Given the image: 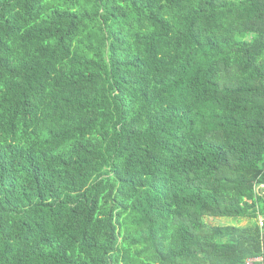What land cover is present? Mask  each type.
Here are the masks:
<instances>
[{
    "label": "trees",
    "instance_id": "1",
    "mask_svg": "<svg viewBox=\"0 0 264 264\" xmlns=\"http://www.w3.org/2000/svg\"><path fill=\"white\" fill-rule=\"evenodd\" d=\"M259 217L264 0H0V264H264Z\"/></svg>",
    "mask_w": 264,
    "mask_h": 264
},
{
    "label": "rangeland",
    "instance_id": "2",
    "mask_svg": "<svg viewBox=\"0 0 264 264\" xmlns=\"http://www.w3.org/2000/svg\"><path fill=\"white\" fill-rule=\"evenodd\" d=\"M206 223L210 225H230V224H236V220L232 218H206ZM242 225L247 223L246 221L240 222ZM254 260V259H252ZM249 261V260H248Z\"/></svg>",
    "mask_w": 264,
    "mask_h": 264
},
{
    "label": "built area",
    "instance_id": "3",
    "mask_svg": "<svg viewBox=\"0 0 264 264\" xmlns=\"http://www.w3.org/2000/svg\"><path fill=\"white\" fill-rule=\"evenodd\" d=\"M258 225H259V228H263V220L259 217L258 218ZM263 239H264V235H263ZM258 260H261V259H255V260H249L246 262V264H251L253 261H258Z\"/></svg>",
    "mask_w": 264,
    "mask_h": 264
}]
</instances>
